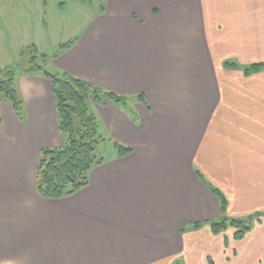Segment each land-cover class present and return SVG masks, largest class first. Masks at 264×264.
Wrapping results in <instances>:
<instances>
[{
    "label": "crops",
    "instance_id": "obj_1",
    "mask_svg": "<svg viewBox=\"0 0 264 264\" xmlns=\"http://www.w3.org/2000/svg\"><path fill=\"white\" fill-rule=\"evenodd\" d=\"M4 20L12 64L29 45ZM88 20L40 53L124 97L90 104L102 162L70 195L38 192L65 136L51 80L20 70L21 115L0 97V264H264V66L245 72L264 64V0H106ZM257 214L241 238L211 226Z\"/></svg>",
    "mask_w": 264,
    "mask_h": 264
},
{
    "label": "trees",
    "instance_id": "obj_2",
    "mask_svg": "<svg viewBox=\"0 0 264 264\" xmlns=\"http://www.w3.org/2000/svg\"><path fill=\"white\" fill-rule=\"evenodd\" d=\"M72 43L68 41L61 47H68ZM26 50L31 52L29 67L21 68V63L0 67V76H4L3 80L0 79V97L8 99L16 114L21 115L23 99L17 85L18 72L22 70L31 73L42 70L43 74L51 80L60 129L65 136V142L61 147H48L41 150L36 182L40 194L50 198H61L87 186L92 167L102 162L96 154L101 137L98 132L97 118L91 112L90 104L99 102L105 97L115 98L119 102L124 97L115 96L113 92L104 93L94 84L67 72L53 73L35 62L38 59L37 55L44 61L50 58L48 54H37L35 46L31 45L22 51V55L26 53ZM226 65L237 67L230 62H226ZM263 66L262 63H256L245 69V72L249 74L260 70ZM1 122L0 115V124ZM117 146L120 155H127L132 151V148L120 144ZM223 201L222 210L225 209V200ZM260 215H250L247 218L224 215L220 220L213 221L211 226L215 233H219L231 225L237 229L236 237L241 238Z\"/></svg>",
    "mask_w": 264,
    "mask_h": 264
},
{
    "label": "rangeland",
    "instance_id": "obj_3",
    "mask_svg": "<svg viewBox=\"0 0 264 264\" xmlns=\"http://www.w3.org/2000/svg\"><path fill=\"white\" fill-rule=\"evenodd\" d=\"M105 1L47 0L46 2L45 0H6V2H12L14 5L12 7H0V21L2 26L5 18L12 17L21 21L17 23V26H14L16 31L15 40L13 39L11 45L18 47L22 44L29 46L34 44L35 49L37 48V54H40V51L43 50L53 52L58 48L55 47L56 44L68 42L72 39L78 29H82L88 23V19L93 13L101 9ZM5 30L8 32L9 28L6 26ZM5 43L9 44L8 41ZM2 44L3 47L0 48V63H8V66H15L21 60V68L31 65V52H27V49L26 53L21 56L22 48H16V52H13L10 56L12 64L9 63L8 57L10 54L9 52L5 53L6 45ZM37 56L38 59L35 62L51 70V59L43 61L39 55ZM3 64H0V67ZM39 72L43 73L42 70H39ZM0 79L3 80L4 76L1 75ZM102 141L103 138L101 137L99 145H101ZM98 150L99 146L96 152ZM103 150L99 152L102 153Z\"/></svg>",
    "mask_w": 264,
    "mask_h": 264
}]
</instances>
